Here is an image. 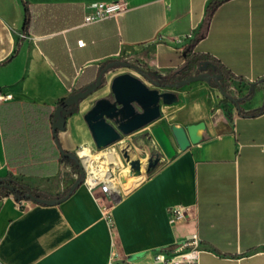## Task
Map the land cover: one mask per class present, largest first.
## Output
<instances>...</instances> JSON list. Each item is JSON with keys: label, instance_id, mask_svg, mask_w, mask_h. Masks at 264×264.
Wrapping results in <instances>:
<instances>
[{"label": "crops", "instance_id": "crops-1", "mask_svg": "<svg viewBox=\"0 0 264 264\" xmlns=\"http://www.w3.org/2000/svg\"><path fill=\"white\" fill-rule=\"evenodd\" d=\"M26 1L31 20L24 31L23 1L0 0V90L13 95L0 102V179L19 176L8 160L2 126L10 105L55 111L60 99L95 81L101 67L125 52H145L163 79L185 63L189 51L214 57L242 77L245 94L258 84L240 105L225 103L213 81L163 89L177 99L161 102L157 120L171 129L205 122L203 137L162 159L146 178L144 170L128 175L136 185L110 207L86 181L55 204L18 207L14 194L4 196L0 264H108L113 253L144 264L148 251L176 249L196 233L197 264H264V111L247 114L264 106V0L223 2L194 46L212 0ZM92 2L118 3L122 11L86 24ZM115 76L107 72L104 84L67 117L59 131L64 149L98 148L85 116L97 101L113 99ZM48 164L55 173L37 182L20 180L58 200L69 185L55 177L61 165L66 171L71 166L57 159ZM177 204L193 206L195 217L172 222L167 209Z\"/></svg>", "mask_w": 264, "mask_h": 264}, {"label": "water", "instance_id": "water-1", "mask_svg": "<svg viewBox=\"0 0 264 264\" xmlns=\"http://www.w3.org/2000/svg\"><path fill=\"white\" fill-rule=\"evenodd\" d=\"M117 63L118 61L107 63L101 68L95 81L85 85L81 90L71 93L65 98L63 104L56 106L52 128L53 135L57 141L59 138V131L66 129L67 115L70 114L75 107H78L81 100L85 99L104 84L105 74ZM124 64L133 66L128 62H124ZM146 75L148 79L154 83V88L150 87L144 80L132 73L116 75L111 84L113 99L108 98L97 101L86 114V121L99 149L112 145L119 141L123 135L131 134L160 118L161 102L172 104L177 99L173 91H161V89L182 87L189 82L197 80L207 82L215 81L219 83L220 79V75L218 74L200 72L192 74L176 83L165 84L160 80L162 77H159L160 79H154L149 74ZM220 91L223 93L222 90ZM205 127V122H199L187 127L174 126L171 129L170 136L162 125L155 126L152 129V133L160 145L162 152L157 153L155 158L151 157L149 159L146 168L147 173L154 170L158 165L161 161L162 154H164L166 158L172 159L177 155L178 149L184 151L192 144L199 143L203 137L201 131L205 129ZM58 147L62 154L73 158L79 164L81 168V177L70 186L68 193L58 200L41 198L33 194H28L27 198L39 203L55 204L68 198L72 192L84 182V165L77 152L67 151L61 144H58ZM125 156L131 163L130 175L138 176L142 174V163L139 160L131 159L128 153H125ZM122 182L125 184V179H123ZM124 189L129 191L131 188L125 186Z\"/></svg>", "mask_w": 264, "mask_h": 264}, {"label": "trees", "instance_id": "trees-1", "mask_svg": "<svg viewBox=\"0 0 264 264\" xmlns=\"http://www.w3.org/2000/svg\"><path fill=\"white\" fill-rule=\"evenodd\" d=\"M22 1L25 7L23 28L24 31H27L31 15L27 1ZM225 1L227 0H212L210 2L206 10L205 19L201 25L202 31L193 38L192 46L206 35L214 12ZM23 34L26 35L25 32ZM200 72L220 75L219 83L213 81V84L223 91L225 103L234 101L240 105L241 102L251 99L254 95L255 87L258 84V81L253 83L248 93L243 95V97L239 99L233 98L231 96V86L236 84V81L242 83L243 78L234 75L218 59L209 55L189 53V51L187 52L185 63L167 78H161L160 80L162 82L176 83L192 74ZM64 100L65 98L60 99L57 105L63 104ZM36 109L33 110L30 104H14L10 105L9 112L4 117L2 126L5 135L7 157L11 166L16 167L19 176L9 174L5 178L0 179V202L4 196L10 194H14L17 198L27 197L28 194L47 198L37 188L20 180V178L37 182L43 176L55 173L56 169L51 168L48 164L51 160L57 159L65 165L71 166L74 171L81 175L79 164L73 158L62 154L59 150L58 144H61V142L59 138L58 141L55 139L52 128L54 110L48 105L37 106ZM77 110L78 107H75L67 117ZM263 111L264 106L250 111L247 114L256 115ZM56 151L60 152L56 154ZM69 189L70 186L67 187L60 197H64Z\"/></svg>", "mask_w": 264, "mask_h": 264}, {"label": "rangeland", "instance_id": "rangeland-1", "mask_svg": "<svg viewBox=\"0 0 264 264\" xmlns=\"http://www.w3.org/2000/svg\"><path fill=\"white\" fill-rule=\"evenodd\" d=\"M141 56L143 60L154 70L153 64L149 62V59L146 58L145 52H125L123 54H120L118 57L113 58L111 61H118L116 65H114L112 68L108 70V77L111 78L114 75H119L123 73H132L133 75H136L140 77L142 80L146 82L150 87L154 88L155 85L152 81H150L148 78H146L144 75H141L138 73L134 68L131 66H128L124 64V62H132L135 60L136 57ZM105 66V65H104ZM103 66V67H104ZM102 68V67H101ZM157 79L159 77H156ZM160 79V78H159ZM79 91V90H78ZM163 91V89H161ZM162 125L168 134L171 136V128L164 124L160 120H155L154 122L150 123L147 126H144L143 128L129 134V135H123L122 138L113 143L112 145L99 149L95 148L92 151L94 153L112 150L115 152L117 156V163L115 164V171L113 176L119 181V184L122 188L121 195L115 196L112 195L103 182H100L98 184L92 185L89 179V172L84 165L85 170V178L84 181H88V183L91 185L92 189L95 191L96 195L100 199V201L103 203L105 207H110L114 204V202L118 199H120L127 191L124 189L125 186L133 187L136 184H132L127 180V176L130 175L131 171V163L128 161L127 157L125 156V153H128L131 159L139 160L143 165V170L145 171L146 178L149 174L153 173L163 162L164 159H166V156L162 154V159L158 165L152 170L151 172L147 173L146 168L148 165V161L151 157L155 158L156 154L159 152H162L160 145L158 144L157 140L155 139L152 129L157 126ZM67 167L64 165L60 166V169L57 173L58 182L66 181L67 185H72L76 180H78L81 175L78 174L76 171H74L72 168H69L68 171H66ZM143 178V179H144ZM125 179V184L122 182V180ZM139 183V182H138ZM125 185V186H124Z\"/></svg>", "mask_w": 264, "mask_h": 264}, {"label": "built area", "instance_id": "built-area-1", "mask_svg": "<svg viewBox=\"0 0 264 264\" xmlns=\"http://www.w3.org/2000/svg\"><path fill=\"white\" fill-rule=\"evenodd\" d=\"M90 11L84 15V23H92L98 20H102L109 16H117L121 13L122 7L118 3H106V2H92L87 6ZM22 36H26L22 34ZM131 63L138 73L144 75L146 78L149 74L154 79L159 77L158 72L151 68L147 63L143 60L141 56H138ZM159 79V78H158ZM244 84L237 83L231 86V96L233 98L239 99L244 92ZM223 94V93H222ZM13 95L11 93H5L0 90V102L11 100ZM78 156L81 158L79 154V150L77 151ZM83 161V160H82ZM88 182V181H86ZM33 200L27 197H21L15 199V204L18 207H27ZM168 214L170 216V220L172 222L185 221L195 217L194 207L191 205L185 204H177L171 205L168 207ZM110 227L113 228V220L108 218ZM201 252V241L198 234H193L189 238H187L180 246L176 249L168 250V249H154L145 253L144 258L147 259L144 264H197L198 257ZM108 264H139L134 259L129 258H118L116 253H113L109 259Z\"/></svg>", "mask_w": 264, "mask_h": 264}, {"label": "bare ground", "instance_id": "bare-ground-1", "mask_svg": "<svg viewBox=\"0 0 264 264\" xmlns=\"http://www.w3.org/2000/svg\"><path fill=\"white\" fill-rule=\"evenodd\" d=\"M83 163L89 172V179L92 185L103 182L108 191L115 196L120 195L118 180L113 176L117 156L114 151L107 150L94 153L89 146L79 149Z\"/></svg>", "mask_w": 264, "mask_h": 264}, {"label": "flooded vegetation", "instance_id": "flooded-vegetation-1", "mask_svg": "<svg viewBox=\"0 0 264 264\" xmlns=\"http://www.w3.org/2000/svg\"><path fill=\"white\" fill-rule=\"evenodd\" d=\"M164 83L166 84V83H169V82H164ZM161 160H162V158H161Z\"/></svg>", "mask_w": 264, "mask_h": 264}]
</instances>
